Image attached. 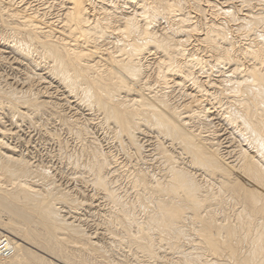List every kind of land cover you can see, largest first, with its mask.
<instances>
[{"label": "bare ground", "instance_id": "6f19581e", "mask_svg": "<svg viewBox=\"0 0 264 264\" xmlns=\"http://www.w3.org/2000/svg\"><path fill=\"white\" fill-rule=\"evenodd\" d=\"M2 236L0 264H264V0H0Z\"/></svg>", "mask_w": 264, "mask_h": 264}, {"label": "rangeland", "instance_id": "374dc122", "mask_svg": "<svg viewBox=\"0 0 264 264\" xmlns=\"http://www.w3.org/2000/svg\"><path fill=\"white\" fill-rule=\"evenodd\" d=\"M36 137L38 136V135H35ZM35 136H34V138H35ZM35 141V140H34ZM36 144H38V145H36ZM40 144V145H39ZM50 144H51V147H50ZM49 145L48 144H45V147L43 146V145H41V143L38 141H35V142H33V144H32V147H29V148H27V149H29L30 151H32L31 153L34 155V156H36L35 157V159H44L45 160V162L47 161V160H49L50 162H49V164L50 163H52V165L54 164V166L56 165H59V161H57V157H56V152H54L55 151V146L52 144V143H50ZM48 145V146H47ZM39 146V147H38ZM39 148V149H38ZM23 149H25V148H23ZM53 150V151H52ZM51 151V152H50ZM34 152V153H33ZM38 152H39V154H38ZM52 153V154H51ZM50 154V155H49ZM55 155V156H54ZM38 156H40V157H38ZM51 156V157H50ZM53 156V157H52ZM53 160H52V159ZM56 162V163H55ZM63 170H66L65 169V167L63 168ZM66 181V180H65ZM64 181V182H65ZM67 182H69V185L70 184H73V181H70V180H67ZM125 184V181H123V185ZM125 186H126V184H125ZM228 206H229V204H228ZM90 209V210H89ZM83 210H85V211H87V212H85V211H83ZM91 210H93V212H95L96 210L94 209V208H87V206L86 207H83L82 209H80L79 210V215H80V217H82V218H86V222H87V225L85 224L84 225V227L86 228L85 230L86 231H88V232H92V231H94V230H96V231H101V229H98V226H100L99 225V217L96 215V214H90V213H92V211ZM83 214H84V216H83ZM90 215H91V217H90ZM94 218V219H93ZM97 220H96V219ZM93 219V220H92ZM92 220V221H91ZM95 220V221H94ZM82 223V222H81ZM98 223V225H96ZM96 226H95V225ZM90 225V226H89ZM127 248V247H126ZM126 248H124V249H126ZM123 249V251H122V253L121 254H123V255H125L126 257H128L131 261H133L134 262V256H133V254H131V253H133V250H132V252L131 253H129V254H127L128 252H130V249H129V247L127 248V250L129 249V251H127V250H124ZM132 249V248H131ZM125 251V252H124ZM127 252V253H126ZM133 256V257H132ZM133 259V260H132Z\"/></svg>", "mask_w": 264, "mask_h": 264}, {"label": "built area", "instance_id": "2783aa9c", "mask_svg": "<svg viewBox=\"0 0 264 264\" xmlns=\"http://www.w3.org/2000/svg\"><path fill=\"white\" fill-rule=\"evenodd\" d=\"M12 253V248L5 237H0V257L8 256Z\"/></svg>", "mask_w": 264, "mask_h": 264}]
</instances>
